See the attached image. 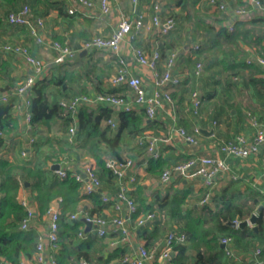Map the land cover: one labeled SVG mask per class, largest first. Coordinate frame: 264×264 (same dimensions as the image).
<instances>
[{
  "label": "crops",
  "instance_id": "0c3cea01",
  "mask_svg": "<svg viewBox=\"0 0 264 264\" xmlns=\"http://www.w3.org/2000/svg\"><path fill=\"white\" fill-rule=\"evenodd\" d=\"M92 1L94 2L93 7L81 8L74 14H69L67 11L68 14L64 17H61L57 13L56 7L59 4L58 0H52L51 3H43L37 8L31 6L30 9L33 15L41 16L43 18V35L47 39H57L56 37L64 36V40L68 41L74 50L73 55L75 57L78 56V52L82 51L80 50V44L84 38L95 34L110 35L122 15H126L132 19L139 13H144L145 21L148 22L149 15L152 13L150 7L151 0H138L136 4H133L132 0H111V10L107 14L100 12L98 0ZM189 1L191 0H188V2ZM202 1L207 3V0H201L199 3L195 4L194 9H201ZM226 1L230 7H236L244 3V0ZM261 1V7H251L250 5H246L247 12L243 16L235 19L236 22L244 21V28L248 32L245 38L239 39L238 44V48L248 54L247 57L253 58L257 54L264 55V0ZM61 2H63L66 5V9H68L72 0H61ZM160 2L162 3L163 1L161 0ZM167 3L172 4L170 0H167ZM172 5L173 6H171L170 9L180 7L179 14L175 15L169 12L168 9L164 8L163 3L161 14L162 16L165 14L174 15L176 26L173 30L166 35H160L154 27L149 29L145 28L137 34L134 40L135 44L143 47L149 53L158 46L161 51L162 61L165 59L169 50L176 49L178 51L179 56L174 71L180 74L182 82L171 92L174 101L173 106L165 104L163 108L158 110L155 119L150 120L145 118L147 124L143 132L145 134L157 136H166L168 133L171 134L172 137L168 141L162 140L159 142L161 155L169 156L170 166L175 162L183 161L196 155L214 154L216 152V144L233 139L236 135L242 134L247 136V138L252 137L254 130L248 123L245 114L247 110L257 113L261 120L264 121V66H260L255 62L250 63L258 65L262 70L261 72H254V75L249 72L247 67L241 68V72L244 73V81H242L239 86L235 87V92L237 94L229 91V93L224 94L227 99L225 103L219 104V91H214V89L209 91L206 87L203 88L206 86L203 84V77L205 75L204 71H202L200 76H195L193 74L195 60H200L203 65H205V53L207 49H200V51L198 50L196 53H193L189 42L182 38H180L181 40H178V38L175 37L178 35L177 33H179V24L186 20L184 19L185 12L181 10V6L175 3ZM207 5L208 12L216 10L209 6L208 3ZM189 9H191V7H189ZM229 18V21H231V15H229ZM227 22L228 21H226V24ZM6 24L11 26V33H0V38L2 37L5 39L0 41V44L5 41H19L26 43L29 46L30 51L34 55L42 58L47 64L42 79L50 76L53 69L58 65L63 64L62 66L64 69L79 68L88 61L94 62L97 66L102 67L104 70L103 74L105 75L110 76V74L115 71L117 56L103 49L87 50V53L85 54H81L80 52V56H84L82 61L71 62L65 60L61 64L54 63L53 58L55 56V51L47 45L35 43L34 40L29 37L26 26L10 25L7 22ZM189 24L190 25L186 31L188 33L187 37H191L196 41L199 40L201 42L200 45H202L203 43L201 40H203V32L200 30L195 31V27L191 23ZM97 53L100 56H97ZM121 55L126 59L129 70L140 75L147 90H151L153 73L146 66L135 64L132 56L131 42L126 40L122 43ZM219 58L220 55H218L217 58L215 57L214 60L217 61ZM2 60H6L8 63V72L4 77L0 78V87L5 90L7 88L8 91H11L12 93L16 85L30 74L32 69L24 62L20 55L3 52L0 48V63ZM162 68V64H159L157 70L160 72L162 71ZM200 79H202V82L200 81L201 83H199ZM257 81H261L258 86H256L259 88L258 90L253 85V82ZM38 84L39 83L37 82L36 85ZM86 86L88 92L95 93L94 86L90 84V82H87ZM110 87L115 88L117 93H128L129 91L126 87L111 86L108 83V80L107 83L104 82L101 84L102 90H107ZM192 89H197L202 97L203 103L200 116L190 115L189 92ZM31 93L33 95V88ZM10 100L13 102V116L16 118V125H11V129L4 132L6 141L8 142L6 147L7 158L5 157V159L12 162L32 164L34 161L40 159V157H38L40 150L47 148V146L44 147L43 143H45V140H47L48 137L62 138L64 143V139L66 140L67 127L72 123H69L67 126H62V120L60 118L52 121L49 126L40 123L34 124V129L30 134L35 136L36 141L34 143H29L28 135L30 134L25 131L24 120V109L26 107L21 108V110L15 109L14 104L19 102L20 99L13 93L11 94ZM214 103L215 105H213ZM210 105H213L214 107H210ZM113 108L118 110L116 107ZM136 110L142 112L139 109ZM104 123L106 124L105 120ZM173 123L183 125L188 131H191L194 126H197L200 129L198 143L196 145H191L175 136L172 133L173 129L171 128ZM186 124L188 126H186ZM202 130L204 132H202ZM76 139L77 143L72 145L74 151L79 154L77 161L74 160L75 166L79 165L82 156L87 155L85 150L79 145L81 144V139L77 136ZM132 146L133 145L130 144L129 148L132 149ZM139 147L142 146L139 145ZM23 148L29 149L28 159H23L20 154V151ZM143 154L144 152L142 149H127L124 152V157H132L135 163V166L127 171V177L131 174H134L137 177L135 183L128 185V193L133 192L136 198L140 195V197L143 198L147 204L151 205L154 210L166 209L167 211L168 209L165 208L166 206L161 209L158 207L159 202H165V199L170 201L177 196L180 197L183 195L181 203L182 209L180 211L182 214H184L187 209H190L191 214L201 213L203 205L205 204L211 209H216L225 200H233L234 202L245 201V204L252 208V212L242 219H249L254 213L256 215V221L254 224L249 223L244 227H240L239 225H234L233 227L253 229L256 232V236L251 238L252 243L249 250L238 247L232 240L231 247L234 258L232 264H250L252 259H255L259 264H264V168L258 155H250L243 158L231 156L225 157L230 169L227 172H221L217 176L215 185L212 188L211 196L205 203H202L201 199L205 192V187L199 176L189 178L174 177L169 182H161L160 176L155 178L146 174L145 168L147 166V161L146 156H143ZM45 163L42 165L44 168H46ZM25 185L26 187L20 188L19 194H24L33 201V195L36 190L27 188L28 182L27 184L25 183ZM138 188H141L140 194H137L136 192V189ZM99 189H101L102 192H109L111 194L116 193L117 187L114 177H112L111 183L101 180V186ZM255 199H257V201H255ZM136 202L139 205V200H136ZM78 203L80 205H88L87 208L92 207L90 200L86 198H83ZM147 210L148 209L140 210V213ZM102 213L103 215H109L112 214L113 211L107 204H105ZM167 223L168 225H166V229L169 228V230L173 229L179 231L178 226H180V224L177 223L174 217L169 215ZM33 224H37L35 220L33 221ZM46 224L47 223L37 224L38 232ZM144 225H146L145 228H143V225H136L135 218H131L130 241L124 245H118L123 249L124 255L121 258H112L106 264H131L126 261L125 258L132 256L139 245H144L155 254V257L148 261L147 264H170L169 261H164L158 258V254L166 235L165 227L160 228L158 235H152L150 232L154 226H161L160 220L148 221ZM83 230L87 234L86 237L88 235H95L99 241L105 244L108 243V245H105L100 252L103 257H105L113 246L111 241L114 240L115 235L109 234L107 236L99 237L94 232L92 226L88 227L87 222H84ZM140 230H142L141 233H139ZM185 234L187 239V233L185 232ZM248 238L249 237H244L242 242H245ZM220 246L223 249V256L230 257L224 254V245L221 242ZM256 248L260 249L258 255L255 254ZM26 262L27 264H34L33 261L28 258Z\"/></svg>",
  "mask_w": 264,
  "mask_h": 264
},
{
  "label": "trees",
  "instance_id": "16d2710c",
  "mask_svg": "<svg viewBox=\"0 0 264 264\" xmlns=\"http://www.w3.org/2000/svg\"><path fill=\"white\" fill-rule=\"evenodd\" d=\"M51 1L0 0V23L4 14L6 20V14L9 11L16 10L22 5L26 4L29 7L37 8L39 5L51 3ZM170 1L181 6V10L185 12L184 19L195 27V31L203 32V40H201L203 48L219 47L220 58L215 63L221 66L223 71L229 73L228 79L225 78V82L229 86L236 87L244 81V73L241 72L243 67H247L253 75L254 72L262 71L258 65L248 64L246 62L248 54L238 48L239 39L245 38L248 33L244 28V21L236 22L234 29L229 30L226 24V21L230 20L229 14L219 10L208 12V5L204 1L201 2V9H194L195 4L201 0ZM58 2L57 13L64 17L68 14L66 5L61 0ZM28 35L32 38L29 32ZM56 38L60 41L65 39L64 36ZM87 38L89 37L84 39ZM200 49L202 48L200 47L199 51ZM80 52L85 54L87 50ZM80 52L77 57L72 55L66 57V60L82 61L84 56H80ZM117 64L116 60V66ZM62 65L55 67L50 76L43 78L38 82V85L33 87L30 106L31 122L49 126L52 121L60 118L62 126L74 123L76 136L81 139L79 145L93 159L95 173L102 181L111 183L113 177L112 172L105 166L107 158L123 159L127 149H142L143 156H146L147 161L146 174L150 177H159L163 169L170 166V158L161 154L157 158H153L146 152L144 146L139 147L137 144L139 138H144L145 133L143 132L147 124L142 112H138L136 109L131 111L115 110L112 106L96 103L81 104L74 120L70 113L63 115V108L59 105V100L81 93L91 94L87 90V82L94 86L95 92L117 91L111 87L102 90L101 84L106 82L109 76L103 74V68L94 62L88 61L79 68L71 69H64ZM7 72L8 63L6 60H2L0 78L4 77ZM260 82H253L257 90L259 88L256 86ZM0 91H8V89L0 87ZM107 118H113L116 121L115 128L104 123ZM11 125H16L12 101L0 104V131L10 130ZM186 126L188 125L186 124ZM2 144L3 138H0V146ZM43 144L47 148L40 150L38 155L40 159L32 164L12 162L0 157V261L4 259L9 264H21L22 255L30 259L33 257L38 236L37 224L47 223V208L58 197L62 198L58 249L55 252L58 264H81L82 262L85 264H106L112 258H121L124 251L118 245L112 246L108 254L103 257L100 252L108 243L99 241L95 235H88L85 239L79 240L78 233L83 229L84 220L82 218L71 220L69 215L78 210H87L90 213L102 215V209L105 206L101 199L102 191L98 189L91 194H80L79 183L69 174L60 178L50 167H42L46 160L60 161L63 157H72L77 161L79 157V154L65 139L63 143L62 138L48 137ZM130 144L133 145L132 149L129 148ZM20 181L22 185H20ZM25 182H28L27 188L36 190L33 195L36 206L35 216L28 229L20 227V221L26 214V209L17 200L20 188L26 187ZM116 187L118 190V185ZM140 189H136L137 194H140ZM129 194L135 201L139 200L138 209L132 218H135L140 210H154L140 195L136 198L133 192H129ZM83 198L90 200L91 208H87L86 204L78 203ZM182 200L183 195L170 201L165 199V202L161 201L158 204L160 209L166 206L169 215L180 224L179 231H175L187 233V239L183 242H173V255L169 260L170 264H232L233 255L223 256V249L219 241L221 236H230L233 242L242 249L249 250L251 248V238L256 236V232L253 229L233 227L228 223L235 217L242 219L252 212V208L245 204V201L225 200L216 209H211L205 204L201 213L191 214L190 209H187L182 214L180 212ZM34 220L37 224H33ZM145 226L143 225V228ZM160 228L155 225L150 233L158 235ZM244 237L249 238L242 242Z\"/></svg>",
  "mask_w": 264,
  "mask_h": 264
},
{
  "label": "built area",
  "instance_id": "2783aa9c",
  "mask_svg": "<svg viewBox=\"0 0 264 264\" xmlns=\"http://www.w3.org/2000/svg\"><path fill=\"white\" fill-rule=\"evenodd\" d=\"M138 0H132L136 4ZM244 3L236 7H230L226 0H207V3L212 8L226 12L231 15V21L227 23L228 29L233 30L235 27L236 18L243 16L247 12L246 5L251 7H261V0H244ZM94 2L92 0H72L67 11L69 14H74L81 8H91ZM98 5L101 13L107 14L111 10V0H98ZM150 7L152 13L149 15L148 22L145 21V14L139 13L135 18H129L122 15L117 22L116 27L110 35L95 34L87 39L82 40L80 50L103 49L117 56L118 64L115 71L108 77V83L113 87H126L128 93L117 92H95L81 93L71 96L67 99H60L59 105L63 108V115L70 113L72 119H76V112L81 104H106L116 107L118 110L131 111L139 109L147 119H155L157 112L163 108L165 104L173 106L172 90L179 86L182 78L179 73L174 71L175 64L178 59V51L171 49L168 51L165 59L162 61L161 51L156 46L150 53L143 47L134 43L135 37L143 29L155 28L160 35H166L176 26V20L171 14L162 16V3L159 0H151ZM6 21L10 25L26 26L28 32L35 43L44 44L51 47L55 51L53 58L54 63L61 64L66 60V57L72 56L74 50L66 40L47 39L42 32L44 20L41 16H35L31 13L28 5H22L16 10L9 11L6 14ZM131 42L132 56L135 64L146 66L153 73L152 89L147 90L143 79L140 75L133 73L128 68V64L123 55H121V46L124 41ZM133 42V43H132ZM3 52L18 54L24 62L28 64L32 72L21 80L13 89V94L20 101L15 103V109H24L25 131L31 133L34 129V124L31 122V90L39 82L44 72L46 71V62L34 55L27 44L19 41H5L0 44ZM200 48L199 43L191 45V51L196 53ZM248 64L255 62L260 66H264V55L257 54L255 57H247ZM162 64V71H158V65ZM203 70V63L200 60H195L193 74L200 76ZM11 91H0V104L8 103L11 100ZM202 97L197 89H192L189 92V111L192 116H200L202 107ZM248 123L253 127V135L250 138L239 134L235 138L216 144V152L214 154H201L190 157L186 160L175 162L169 167L163 169L160 175L161 182H169L174 177H194L199 176L205 187V192L201 199L205 203L212 194V188L215 185L216 178L221 172H227L230 169L225 157L243 158L250 155H258L264 168V121L260 116L251 111H246ZM106 123L112 128L116 127V121L113 118H107ZM171 128L172 133L183 140L184 142L196 145L198 143V135L200 129L194 126L192 131H188L183 125L173 123ZM171 134L166 136H157L145 134L144 138L138 139V144L144 146L146 152L153 158H157L161 152L159 148L160 141H168ZM0 138H3V144L0 146V157L7 158V144L5 133L0 131ZM29 143H34L36 138L34 135H28ZM66 141L75 145L76 129L74 123L68 125L66 132ZM23 159L29 158V149L23 148L20 151ZM222 154V155H221ZM54 163L58 164V168L52 169ZM46 167H50L53 172L60 178L68 176L73 177L80 185V194H91L96 192L101 186V179L95 173V165L93 159L89 155L82 156L79 165H74V160L68 157L61 158L60 161L47 160ZM105 166L112 172L115 184L118 185L116 193L102 192L101 199L104 204H107L112 214L99 215L90 213L87 210H78L70 213L69 219L75 220L82 218L84 222H89L94 228V232L99 237L109 234L115 235L111 241L113 246L124 245L130 241L131 230L130 220L132 215L137 211L138 204L128 193V185L137 181V177L131 174L127 177V171L135 166L132 157H124L123 159L107 158ZM22 185V182H19ZM17 200L20 205L25 207L26 214L20 221L22 229H28L30 222L35 216L34 201L29 199L24 194H18ZM62 198L58 197L47 208V224L38 232L37 242L35 246V254L30 259L25 255L21 256V264H27V258L32 260L34 264H58L55 258V252L58 249V231L60 204ZM163 217L161 212L155 210H147L139 213L135 217V223L138 226L144 225L148 221L160 220ZM240 218H235L232 222L235 226L239 225ZM86 232L81 229L78 233L79 240L86 238ZM186 239L185 232H176L171 229L166 233L158 258L164 261H169L173 255L172 244L175 241H184ZM220 242L224 245V254L232 255L230 236H222ZM260 249L256 248L255 254H259ZM155 257L153 251L147 249L144 245H139L135 253L125 258L131 264H147L148 261ZM0 264H9L2 259ZM81 264H85L82 262Z\"/></svg>",
  "mask_w": 264,
  "mask_h": 264
},
{
  "label": "rangeland",
  "instance_id": "374dc122",
  "mask_svg": "<svg viewBox=\"0 0 264 264\" xmlns=\"http://www.w3.org/2000/svg\"><path fill=\"white\" fill-rule=\"evenodd\" d=\"M161 1V0H160ZM163 2V6L165 9H168L169 12H171L172 14H179V11H180V7H177V8H173V9H170L171 6H173V2L172 4L170 3H167V0H162ZM5 15V14H4ZM4 15L2 17V21L0 23V33H11V26H8L5 22V19H4ZM183 21V20H182ZM189 22H181L179 24V33H177L178 35H176L175 37L178 38V40H181L180 38H182L183 40L189 42L191 45L192 44H195V43H201L199 40H193L191 37H187V28L189 26ZM2 40H5L3 39L2 37L0 38V41ZM9 40V39H8ZM199 41V42H198ZM26 44V43H25ZM202 46V47H201ZM204 45H200V47L202 49ZM220 53V50H219V47H211V48H208L206 50V63L205 65H203V69L202 71H204L205 75L203 77V84H205L206 86H204L203 88H207L209 91L211 89H214V91H219V100H218V103L219 104H223L225 103V101L227 100L225 98V95L226 93H229L230 92H235V87H233V85L229 86L226 82H225V78L228 79V75L229 73L227 71H223L221 66H219L217 63H215V57L217 58L218 55ZM106 54V53H105ZM97 56H100L98 53H97ZM219 60V59H217ZM217 62V61H216ZM111 75V74H110ZM232 78L234 79V76H232ZM202 82V79L199 80V83ZM107 83V81H106ZM207 92V91H206ZM235 94H237L235 92ZM228 103V102H226ZM234 104V103H232ZM215 105V103L213 104ZM213 105H210V107H214ZM155 211H158V212H161L163 214V217L161 218V221H160V227L161 228H164L166 229V225H168L167 221L169 220V213L168 211L165 209H162V210H155ZM169 228H167L165 230V234L168 232Z\"/></svg>",
  "mask_w": 264,
  "mask_h": 264
},
{
  "label": "water",
  "instance_id": "95a60500",
  "mask_svg": "<svg viewBox=\"0 0 264 264\" xmlns=\"http://www.w3.org/2000/svg\"><path fill=\"white\" fill-rule=\"evenodd\" d=\"M202 132H204L203 130H202ZM56 168H58V164L57 163H54L53 165H52V169H56ZM26 184H27V182H25ZM255 221H256V215L253 213L250 217H249V219H242L240 222H239V226L240 227H244V226H247L249 223L250 224H254L255 223ZM230 225H232V226H234L235 224L232 222V221H229L228 222ZM87 225H88V227H90L91 226V224L88 222L87 223ZM255 228V227H254ZM250 264H259L255 259H252L251 261H250Z\"/></svg>",
  "mask_w": 264,
  "mask_h": 264
}]
</instances>
